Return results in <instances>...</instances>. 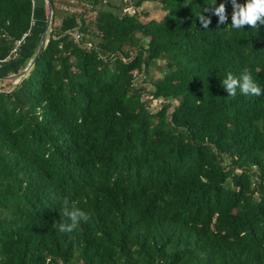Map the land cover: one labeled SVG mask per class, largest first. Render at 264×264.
Wrapping results in <instances>:
<instances>
[{
  "label": "trees",
  "instance_id": "1",
  "mask_svg": "<svg viewBox=\"0 0 264 264\" xmlns=\"http://www.w3.org/2000/svg\"><path fill=\"white\" fill-rule=\"evenodd\" d=\"M50 1L45 49L0 89V264H264V93L221 84L247 69L264 89V22L232 30L230 0L223 24L211 0ZM47 7L0 0V79L36 56ZM65 200L88 219L60 232Z\"/></svg>",
  "mask_w": 264,
  "mask_h": 264
},
{
  "label": "clouds",
  "instance_id": "2",
  "mask_svg": "<svg viewBox=\"0 0 264 264\" xmlns=\"http://www.w3.org/2000/svg\"><path fill=\"white\" fill-rule=\"evenodd\" d=\"M232 5V13L230 20V27L232 30H240L245 24L255 28L257 22H264V0H230ZM212 14L218 17V24H223L227 19L225 0H220L217 4L216 0H211L209 3ZM201 26L207 28L210 23V17L203 15L198 16ZM223 88L227 92V96H235L236 90L244 95H256L260 96L264 93V89L258 85L252 78L251 73L245 69L239 76L234 75L232 72H228L221 80ZM61 218L67 217L69 223L61 222L58 225L60 232L71 231L82 220H87V213L74 205H69L68 201H64V206L59 210Z\"/></svg>",
  "mask_w": 264,
  "mask_h": 264
},
{
  "label": "rangeland",
  "instance_id": "3",
  "mask_svg": "<svg viewBox=\"0 0 264 264\" xmlns=\"http://www.w3.org/2000/svg\"><path fill=\"white\" fill-rule=\"evenodd\" d=\"M107 7L110 8V6H107ZM111 9H114V7H111ZM138 9H139V12H141L140 18L144 22H147L148 20H151V19L160 20L163 18L164 14H165V12L162 10V5L157 1L144 2L141 4V6L138 7ZM56 12L59 14L58 16H62L65 14L64 11H61L60 9H57ZM49 14H50L49 8L47 7V20H48ZM91 18H93V17L92 16L88 17V19L90 21H89V24L87 26V29H88L87 33L95 34V33H97V31H96L97 28H96V25L94 24V21L91 20ZM60 20H61V17H57L56 25L60 23ZM51 24H52V19H51ZM51 24H50V26H51ZM50 30L51 29L49 27L48 31H50ZM157 65L158 66H164L165 63H164V61L159 60ZM20 72H18V73H20ZM18 73H16V74H18ZM160 75H161V73H160L159 69L157 68V66L152 68V70L150 71V75H148L146 87L149 88L151 86V83H150L151 78L156 79V78L160 77ZM142 78L144 79L145 76L141 77V79ZM18 81H19V78L16 76H13V74H11V75L5 77L4 79H0V89L9 90L12 87H14ZM155 106L159 107V105L155 104V102L150 104V108H154Z\"/></svg>",
  "mask_w": 264,
  "mask_h": 264
},
{
  "label": "water",
  "instance_id": "4",
  "mask_svg": "<svg viewBox=\"0 0 264 264\" xmlns=\"http://www.w3.org/2000/svg\"><path fill=\"white\" fill-rule=\"evenodd\" d=\"M46 2L48 4V8H49V12H50L48 20H47V29H49L50 24H51L52 15H53V5H52L50 0H46ZM47 36H48V30L45 31V33L43 34L42 39H41L40 48H39L36 56L33 58V60L27 65V67L23 71H21L18 74H13V76H16V77H18L20 79L36 63L37 59L40 57L41 53L45 49V46H46V43H47Z\"/></svg>",
  "mask_w": 264,
  "mask_h": 264
},
{
  "label": "built area",
  "instance_id": "5",
  "mask_svg": "<svg viewBox=\"0 0 264 264\" xmlns=\"http://www.w3.org/2000/svg\"><path fill=\"white\" fill-rule=\"evenodd\" d=\"M124 11H128L129 13L133 14V13L136 12V8H135L134 6H132V5H129V6H127V7L124 9ZM82 36H83V34H82L81 32H76V33H75V38H76L77 40H79ZM21 43H22V41H18V42H17V47H18L19 45H21ZM17 47L13 50V53L15 54V56H16V54H17Z\"/></svg>",
  "mask_w": 264,
  "mask_h": 264
},
{
  "label": "crops",
  "instance_id": "6",
  "mask_svg": "<svg viewBox=\"0 0 264 264\" xmlns=\"http://www.w3.org/2000/svg\"><path fill=\"white\" fill-rule=\"evenodd\" d=\"M116 3H118V0H115V1H114V4H116Z\"/></svg>",
  "mask_w": 264,
  "mask_h": 264
}]
</instances>
